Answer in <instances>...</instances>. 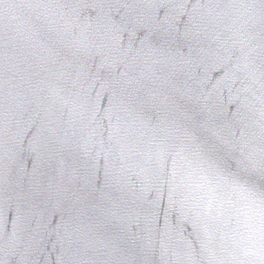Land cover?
<instances>
[{"label": "water", "instance_id": "obj_1", "mask_svg": "<svg viewBox=\"0 0 264 264\" xmlns=\"http://www.w3.org/2000/svg\"><path fill=\"white\" fill-rule=\"evenodd\" d=\"M0 264H264V0H0Z\"/></svg>", "mask_w": 264, "mask_h": 264}]
</instances>
